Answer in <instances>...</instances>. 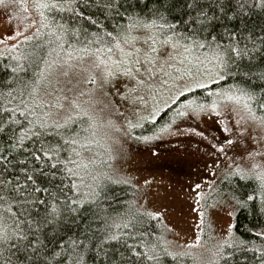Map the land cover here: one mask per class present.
<instances>
[{
	"label": "rangeland",
	"instance_id": "obj_1",
	"mask_svg": "<svg viewBox=\"0 0 264 264\" xmlns=\"http://www.w3.org/2000/svg\"><path fill=\"white\" fill-rule=\"evenodd\" d=\"M27 9L24 11L15 1L0 3V55H10L17 69L35 67L34 74L40 82L37 99L50 120L65 122L71 117L70 124L77 129L92 125L81 134V144L87 141L84 163L96 161L86 171L100 176L102 181L109 167L113 175L129 180L137 189L140 207L151 213L160 212L173 248L192 252L202 264L209 263L213 248L232 238L238 208L229 207L227 201L216 209L208 208L202 225L197 213L190 209L195 206L196 191L201 192V203L206 208L222 199L220 185L227 167L232 165L233 157L246 155L244 148L250 147L248 133L244 137L239 133L248 126L255 129L253 136L264 134L247 120L245 101L218 100L213 111L209 106L217 100L216 96H190L180 108L183 117L145 140L139 128L147 121L182 95L198 89L197 82L208 87L217 81L214 75L211 82L207 79L212 74L207 62L197 63V58L204 61L203 51L185 53L183 48H165L157 43L153 45L156 52H149L145 43L149 33L143 29L131 31L127 36L132 42L125 44L121 40L119 47L96 43L85 46L79 40L61 37L58 21L51 19L47 9L43 11L48 26H41L32 0H28ZM17 32L21 35L17 36ZM9 36L12 39H7ZM88 49L91 51L86 53ZM134 49L140 52L137 54ZM137 59L139 64L134 63ZM101 60L105 63L99 64ZM106 68L115 74L101 87ZM128 68L131 75L122 71ZM199 102L203 110L196 105ZM250 106L256 109L252 102ZM113 126L121 131L116 133ZM136 128L139 139L133 135ZM115 136H119L122 145L116 149ZM229 140L233 144L229 145ZM85 178L90 184V178Z\"/></svg>",
	"mask_w": 264,
	"mask_h": 264
},
{
	"label": "snow or ice",
	"instance_id": "obj_2",
	"mask_svg": "<svg viewBox=\"0 0 264 264\" xmlns=\"http://www.w3.org/2000/svg\"><path fill=\"white\" fill-rule=\"evenodd\" d=\"M18 2L24 11L28 10V0H18ZM0 3H3V0H0ZM75 3L76 0H32V7L38 10L42 22L41 26H48L46 25L47 17L43 10L51 11L53 8H60L63 11L67 8L68 11H76ZM117 4L118 0H108L106 6L116 8ZM184 6L189 10H196L195 15H192L191 11L187 12L188 18L182 21L184 25H193L190 32L176 31L181 21L169 22L164 12L160 10H156L152 18L129 14L126 27L129 30L133 28L143 29L149 33L146 36L145 43H148L149 52L152 53L156 52L153 45L157 43L165 48H183L185 53L203 51L204 61L197 58V63L207 62L211 66L212 74L207 76L210 82L213 75L218 78L217 82L223 80L225 76H234L237 73L241 76H247L251 71V66L244 65L243 62L246 59L250 60L254 52H258L261 47H264V39L261 40L260 45H257L251 34L245 35L246 26L235 30L225 29L220 36L213 35L212 31L209 30L212 22L220 19V16L216 15L217 10L229 20L240 18L241 24H243V18L248 14L246 0L244 2L236 0V7L232 8L229 4L227 10L222 0H218L216 8L212 9V16H209L208 11L203 7H198V0H185ZM253 6L264 9V0H254ZM125 12H127V9H125ZM229 12L232 15H229ZM117 14L124 15V13L119 12ZM79 15L83 17L82 12ZM32 23L34 24L35 21ZM93 23L95 22L93 21ZM28 26L31 27V25ZM60 29L62 32L67 31L63 25H60ZM37 34H39V31ZM16 35L19 36L21 33L17 32ZM107 35L112 36V33H107ZM7 39H12V37L9 36ZM131 42V39L125 35L124 43L129 44ZM249 44L252 45L251 48ZM13 47L15 46L13 45ZM117 47H119V43ZM85 51L87 53L91 50ZM96 51L99 52L100 50L97 49ZM108 51L111 52V49H108ZM134 51L137 54L140 52L139 49H134ZM121 52L123 53V49H121ZM126 55L130 56L131 53ZM103 63H105L103 60L99 62V64ZM134 63L139 64V59L135 60ZM99 64L96 67H99ZM245 68H247V71H245ZM122 71L127 75H131L130 68L122 69ZM114 74L112 70L106 68L101 87ZM261 79H264V74L261 75ZM91 82L95 83L96 81L92 80ZM195 86L197 88L207 87L201 82H197ZM237 93L239 94L237 95ZM209 95L217 97V100H213L209 106L213 111L218 107V100L239 102L243 99L248 114L247 120L255 123L261 133H264V95L258 97L254 90L242 87L240 84L230 86L228 89H220L216 93H209ZM252 101L257 102L255 110L250 106ZM200 107L203 110L204 106L201 105ZM257 111L261 114L256 115ZM14 112H19L25 118L27 126L21 124L19 120L10 118L9 122L0 123V135H7L14 148L23 147L26 140L32 141L33 149H24L27 153L24 158L14 161L9 156L4 155V148H0V252L13 248L19 250V246L27 242L24 245L25 251L30 249L32 253L28 259L40 260L42 258L48 264V256L43 255V253L51 246L52 240L50 237L55 236L62 224L76 223L77 218L85 208L100 195V189L103 187L100 176L86 171L89 164H95L96 161H89L88 164H85L81 159L80 152L77 151V145L81 149L86 147L87 141L81 144V134L88 132L92 125L90 124L88 128L74 130L70 124L71 117L66 118L64 124L61 125L56 121L49 123L48 113L37 114L35 108L21 110L17 107ZM179 115H183V113H179ZM29 117H32V119H29ZM240 119H245V117ZM6 124L8 127H6ZM13 125L18 126V129ZM49 126L52 127L54 134L59 137V141L56 143H46L39 139L42 131L48 129ZM131 127H134V125H129V128ZM166 127L168 126L166 125ZM37 128L41 131H37ZM113 128H115L116 133L121 131L118 127L113 126ZM252 131H255V129L246 126L244 131L239 133L240 137H244L245 133H248L247 139L250 147L244 148L246 155H242L238 159L233 157L232 165L227 167L225 179L230 183L232 177L255 182L257 187L253 189V193H259L261 208L264 210V134L253 136ZM124 134L127 135V133ZM143 139L147 140L149 138L145 137ZM228 144H233V141L229 140ZM121 146L119 136H115L113 148L116 149ZM220 151H223V148ZM65 152L68 155L61 158ZM71 157H76V159ZM77 160L80 162L78 163ZM14 163L19 164V168L10 170L9 166ZM85 177L90 178V184L85 182ZM115 182L120 183L121 181ZM123 183H127V181H123ZM195 187L199 189L200 185L197 184ZM202 199L201 192L196 191L195 206L190 209L191 212L197 213L201 225L205 221L208 208L216 209L219 205H223L225 201L234 210L246 208L248 201L253 199V195H249L246 200H240L234 189L230 193L222 194L220 201L208 205L207 208L201 203ZM41 206H43V212L40 211ZM148 215L160 216V212L148 213ZM115 227L120 228L119 225ZM123 227L128 228L130 224L126 223ZM128 235L127 232L117 231L113 233L110 229L106 230L101 244L97 247L103 250L104 243L109 241L119 243L123 236ZM259 235L264 236V229L259 232ZM80 236H83L84 239H80L76 235L69 236L66 240L61 239L59 241L61 250L52 251V259L63 257L67 253L72 264H83L84 253L81 248H87L85 240H88L89 237L85 236L83 232L80 233ZM199 240L200 237L197 235L196 242L198 243ZM160 243L166 244L164 241ZM124 244L127 245L126 240ZM140 246L144 249L143 252L137 251L132 245H127L129 257L125 258L122 253H119V264H129L130 259L140 257L159 264L161 254L174 256L173 253L167 250V247L144 243H141ZM189 247H192V245H189ZM149 251H153L154 254L148 255ZM104 257L109 259L106 251H104ZM110 264H116V262L110 260Z\"/></svg>",
	"mask_w": 264,
	"mask_h": 264
},
{
	"label": "trees",
	"instance_id": "obj_3",
	"mask_svg": "<svg viewBox=\"0 0 264 264\" xmlns=\"http://www.w3.org/2000/svg\"><path fill=\"white\" fill-rule=\"evenodd\" d=\"M8 1L18 2V0ZM217 2L218 0H198V7H203L208 11V15L212 16V9L216 8ZM107 3L108 0H76L74 5L76 11H68L67 8L61 11L60 8H53L46 12L52 16L51 19L58 21L61 37L65 35L71 40H79L85 46L94 43L120 44L125 35L136 29L129 30L126 27L129 14L152 18L155 11L160 10L164 12L169 22L181 21L176 31L186 33L190 32L193 27L191 24L184 25L182 23L188 18L186 13L191 11L192 15L196 14V10H189L184 6L185 0H118L116 8L107 7ZM222 3L226 10L229 4L232 8L236 7V0H222ZM253 3L254 0H246L248 14L243 18V24H241L240 18L229 20L217 10L216 15L220 16V19L213 21L209 30L213 35L220 36L225 29L235 30L246 26L245 35L251 34L256 44L260 45L261 40L264 39V9L254 7ZM81 12L83 17L79 15ZM118 12L124 13V15H118ZM228 14L232 15L231 12ZM60 25H63L67 31L62 32ZM73 29L75 31H72ZM107 33H112V36H108ZM225 42L227 41L225 40ZM249 47L251 48L252 45L249 44ZM13 62L15 61L10 55H0V123L9 122L11 118L19 120L21 124L27 126L25 118L19 112H14V109L17 107L21 110L35 108L37 114L44 113L43 107L37 99L40 82L37 81V76L34 74L35 67L25 66L17 69ZM243 64L251 66V71L247 76H241L238 73L234 76H225L223 80L214 81L206 88H198L182 95L176 103L162 111L156 118L147 121L141 129L139 128L140 133L147 138L152 137L156 133L162 132L166 125L175 119L183 117L184 114L179 115L180 108L190 96L200 99L205 93H216L220 89H228L236 84L254 90L258 97L264 95V79H261V75L264 74V47H261L258 52H254L252 58L246 59ZM201 102L196 105H201ZM252 103L253 107L257 108V102L252 101ZM260 114L257 111L256 115ZM48 120L49 123L52 121L49 118ZM63 121L56 122L63 125ZM6 127H8L7 124ZM13 127L18 129V126L13 125ZM71 127L77 130L75 124H72ZM36 130L41 131L38 128ZM137 132L136 128L135 133L133 132L135 138H137ZM39 139L46 143L59 141V137L54 134L51 126L42 131ZM0 148L5 149L4 155L15 161L23 159L27 154L24 149H33V143L26 140L23 147L14 148L7 135H0ZM77 151L80 152L81 159L85 162L86 156L79 145H77ZM67 155L68 153L65 152L61 158H65ZM71 158L76 159V157ZM77 162L80 161L77 160ZM9 168L10 170L18 169L19 164L14 163ZM107 169L106 176L101 181L103 187L100 189V195L85 208L76 223L62 224L55 236L50 237L51 246L43 253L48 256V264H58V262L59 264H72L67 253L63 257L52 259L51 252L61 250L59 243L61 239L66 240L73 235L84 239L83 236H80L81 232L89 237L88 240H85L87 248H81L84 253L83 264H110V260L119 264V253H122L125 258L129 257L127 245H132L137 251L143 252L141 243L167 247V250L174 254V256L161 254L159 264H202L192 252L173 248L171 241L167 238L166 227L162 219L159 216L148 215L151 212L140 207L134 184L121 175H113L109 167ZM115 181L121 182L116 183ZM123 181H127V183H123ZM256 187L255 182L241 180L239 177H232L231 183L226 179L221 183L220 190L224 193H230L235 189L240 200H246L249 195H253V199L248 201L246 208L237 209L232 238L213 248L211 260L206 264H264V236L259 235V232L264 229V210L261 208L259 193H253V189ZM40 211L43 212V206ZM126 223L130 224V227L124 228ZM116 225H119L120 228H116ZM109 229L113 233L120 231L127 232L129 235L123 236L119 243L114 241L104 243L103 250H101L97 245L101 244L106 230ZM125 240L127 245L124 244ZM161 241L166 244H161ZM26 243L21 244L19 250L13 248L0 252V264H9V262L10 264H46L42 258L40 260L28 259L32 253L30 249L25 251ZM104 251L107 252L109 259H105ZM153 254V251L148 252V255ZM129 264H155V262L140 257L130 259Z\"/></svg>",
	"mask_w": 264,
	"mask_h": 264
},
{
	"label": "bare ground",
	"instance_id": "obj_4",
	"mask_svg": "<svg viewBox=\"0 0 264 264\" xmlns=\"http://www.w3.org/2000/svg\"><path fill=\"white\" fill-rule=\"evenodd\" d=\"M62 59V58H61ZM57 63V62H56ZM212 252V251H211ZM210 253V252H209Z\"/></svg>",
	"mask_w": 264,
	"mask_h": 264
}]
</instances>
